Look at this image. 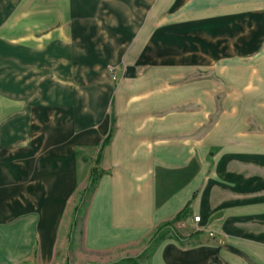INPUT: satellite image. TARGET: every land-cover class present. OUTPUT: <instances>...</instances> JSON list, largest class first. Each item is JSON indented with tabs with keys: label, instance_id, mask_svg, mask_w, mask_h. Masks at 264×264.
<instances>
[{
	"label": "crops",
	"instance_id": "crops-1",
	"mask_svg": "<svg viewBox=\"0 0 264 264\" xmlns=\"http://www.w3.org/2000/svg\"><path fill=\"white\" fill-rule=\"evenodd\" d=\"M143 256L264 264V0H0V264Z\"/></svg>",
	"mask_w": 264,
	"mask_h": 264
},
{
	"label": "rangeland",
	"instance_id": "rangeland-1",
	"mask_svg": "<svg viewBox=\"0 0 264 264\" xmlns=\"http://www.w3.org/2000/svg\"><path fill=\"white\" fill-rule=\"evenodd\" d=\"M110 69H112V68H110ZM98 156H99V154H98ZM97 156V157H98ZM99 169V168H98ZM99 171H100V169H99ZM89 184V183H88ZM88 186V185H87ZM84 192V191H83ZM91 193H92V190L90 191V192H88L85 196H84V198H83V200L81 201V198H80V201H79V205L75 208V212H76V217H75V222H76V224H81V222H82V220H83V216H84V214H85V210H86V207H87V202H88V199H89V197H90V195H91ZM83 194V193H82ZM82 194H81V196H82ZM77 229V228H76ZM71 232H73V230L71 231ZM71 238L69 239V243H70V253H71V255L73 256H75V253L73 254V252H74V250L73 249H75V243H77L78 241H80V240H78L77 239V236H75L76 238H74V235H73V233L71 234ZM150 244V243H149ZM145 254H149L148 252L147 253H145ZM86 260H85V262L83 263V264H94L93 262H92V260L91 259H89L88 257H86L85 258ZM135 260V263H132V262H130V261H124V262H119V263H115V264H144V261H145V257L143 256V257H139V258H137V259H134ZM103 262L102 263H106V262H109V260H107V259H103L102 260ZM75 262H70V264H74ZM108 264V263H107Z\"/></svg>",
	"mask_w": 264,
	"mask_h": 264
},
{
	"label": "trees",
	"instance_id": "trees-1",
	"mask_svg": "<svg viewBox=\"0 0 264 264\" xmlns=\"http://www.w3.org/2000/svg\"><path fill=\"white\" fill-rule=\"evenodd\" d=\"M110 138V134L109 136L105 139L104 143H107L108 140ZM99 157H100V153L99 156L97 157L96 161H95V166L91 169L90 171V176H89V184L88 186L85 188L82 196H81V201L83 200L84 196L90 192L91 190H93L97 180L100 178V176L102 175V172L99 171L97 165L99 163ZM177 219L179 218V216L176 217ZM171 223H167L161 227H159L157 229V231L155 232V234L153 235V237L151 238L150 244L151 245H155L160 239H162L164 237V233H163V229L167 226H170ZM124 261H130L132 263H135L134 259H128V260H124Z\"/></svg>",
	"mask_w": 264,
	"mask_h": 264
},
{
	"label": "built area",
	"instance_id": "built-area-1",
	"mask_svg": "<svg viewBox=\"0 0 264 264\" xmlns=\"http://www.w3.org/2000/svg\"><path fill=\"white\" fill-rule=\"evenodd\" d=\"M199 219H200L199 217H194V218H193V221H194L195 223H198V222H199ZM182 226H184V225L182 224ZM209 236H210V237H214V234H213L212 232H210V233H209Z\"/></svg>",
	"mask_w": 264,
	"mask_h": 264
},
{
	"label": "bare ground",
	"instance_id": "bare-ground-1",
	"mask_svg": "<svg viewBox=\"0 0 264 264\" xmlns=\"http://www.w3.org/2000/svg\"><path fill=\"white\" fill-rule=\"evenodd\" d=\"M159 45V44H158ZM164 46V45H163ZM161 48V47H160ZM154 65V64H153Z\"/></svg>",
	"mask_w": 264,
	"mask_h": 264
}]
</instances>
